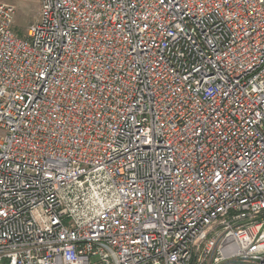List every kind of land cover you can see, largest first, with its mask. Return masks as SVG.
<instances>
[{"label": "built area", "instance_id": "built-area-1", "mask_svg": "<svg viewBox=\"0 0 264 264\" xmlns=\"http://www.w3.org/2000/svg\"><path fill=\"white\" fill-rule=\"evenodd\" d=\"M0 0V264H264V0Z\"/></svg>", "mask_w": 264, "mask_h": 264}, {"label": "rangeland", "instance_id": "rangeland-1", "mask_svg": "<svg viewBox=\"0 0 264 264\" xmlns=\"http://www.w3.org/2000/svg\"><path fill=\"white\" fill-rule=\"evenodd\" d=\"M16 8V15L13 21V28L19 34L26 32L28 26L38 17L39 0H2Z\"/></svg>", "mask_w": 264, "mask_h": 264}]
</instances>
